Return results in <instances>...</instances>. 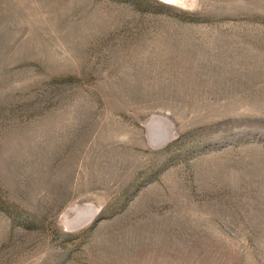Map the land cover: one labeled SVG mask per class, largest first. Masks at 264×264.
<instances>
[{
	"label": "rangeland",
	"instance_id": "obj_1",
	"mask_svg": "<svg viewBox=\"0 0 264 264\" xmlns=\"http://www.w3.org/2000/svg\"><path fill=\"white\" fill-rule=\"evenodd\" d=\"M0 264H264V0H0Z\"/></svg>",
	"mask_w": 264,
	"mask_h": 264
}]
</instances>
